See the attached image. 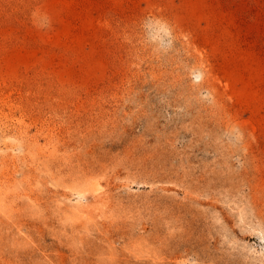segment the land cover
Here are the masks:
<instances>
[{
	"label": "rangeland",
	"instance_id": "rangeland-1",
	"mask_svg": "<svg viewBox=\"0 0 264 264\" xmlns=\"http://www.w3.org/2000/svg\"><path fill=\"white\" fill-rule=\"evenodd\" d=\"M0 264H264V0H0Z\"/></svg>",
	"mask_w": 264,
	"mask_h": 264
}]
</instances>
